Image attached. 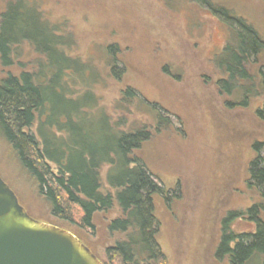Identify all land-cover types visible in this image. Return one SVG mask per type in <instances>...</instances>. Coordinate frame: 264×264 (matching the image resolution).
Here are the masks:
<instances>
[{"label": "rangeland", "instance_id": "obj_1", "mask_svg": "<svg viewBox=\"0 0 264 264\" xmlns=\"http://www.w3.org/2000/svg\"><path fill=\"white\" fill-rule=\"evenodd\" d=\"M208 1L244 18L264 39V0ZM39 2L52 21L66 23L76 39L73 52L98 73L92 91L100 98V107L113 119L124 116V129L145 126L150 131L149 139L136 152L168 191L166 198L155 197L161 222L157 240L167 264H231L228 257L217 255L228 214L264 201V187L249 186V162L257 154L252 144L264 141V119L256 114L264 91L252 96L246 106L227 105L226 99L233 100L235 95L218 86L224 75L216 57L228 44H236L238 24L203 0ZM5 5L0 0V15ZM113 44L118 48L109 50ZM25 48L21 62L7 68L0 62V80L8 73L19 75L35 69L39 56ZM262 65L264 51L249 68L256 73ZM260 70L264 75V67ZM128 87L137 98L132 103L121 102ZM157 112L169 123L157 125ZM101 118L96 111L90 113L81 132V148L85 133L92 141L95 132L104 129ZM261 154L264 156V150ZM109 169L107 164L101 169L103 191L110 189ZM0 176L30 216L70 230L103 263L108 261L106 249L123 237L108 228L123 215L116 201L110 209L95 213L94 228L56 217L52 204L38 192L1 134ZM260 215L264 219V210ZM229 222L234 234L257 230L247 215ZM263 261L264 255L255 254L246 264Z\"/></svg>", "mask_w": 264, "mask_h": 264}, {"label": "trees", "instance_id": "obj_2", "mask_svg": "<svg viewBox=\"0 0 264 264\" xmlns=\"http://www.w3.org/2000/svg\"><path fill=\"white\" fill-rule=\"evenodd\" d=\"M5 2L0 15L1 65L7 68L21 62L25 47L39 57L35 69L19 75L8 73L0 80V134L33 178L38 192L52 204L56 217L94 228L95 213L117 202L123 215L113 219L108 228L123 237L106 249L108 261L104 264H167L157 240L161 222L155 197H167L168 191L136 152L149 139L150 131L145 126L124 129V116L113 119L100 107V98L92 91L99 75L73 52L76 39L65 22L52 21L39 0ZM203 3L239 26L234 30L236 44L225 46L216 64L224 75L218 80L219 89L235 95L233 100L226 99V104L246 106L252 96L264 91L260 70L264 66L256 73L249 68L264 51V39L244 18L223 12L208 0ZM112 48L118 47L113 44L109 50ZM123 93L121 102L132 103L137 98L132 88ZM92 111L100 114L104 129H98L92 141L85 133L81 148V132ZM256 114L264 119V101ZM156 118L159 126L169 123L160 112ZM252 147L257 154L249 162V186L262 189L264 141H255ZM105 164L110 167L107 191H103L101 179ZM262 195L264 198V192ZM263 210L261 201L246 211L228 214L217 253L220 259L246 264L255 254L264 255ZM246 215L257 230L234 234L229 221Z\"/></svg>", "mask_w": 264, "mask_h": 264}, {"label": "water", "instance_id": "obj_3", "mask_svg": "<svg viewBox=\"0 0 264 264\" xmlns=\"http://www.w3.org/2000/svg\"><path fill=\"white\" fill-rule=\"evenodd\" d=\"M0 264H104L73 232L29 215L0 176Z\"/></svg>", "mask_w": 264, "mask_h": 264}, {"label": "flooded vegetation", "instance_id": "obj_4", "mask_svg": "<svg viewBox=\"0 0 264 264\" xmlns=\"http://www.w3.org/2000/svg\"><path fill=\"white\" fill-rule=\"evenodd\" d=\"M166 198V196H164Z\"/></svg>", "mask_w": 264, "mask_h": 264}]
</instances>
